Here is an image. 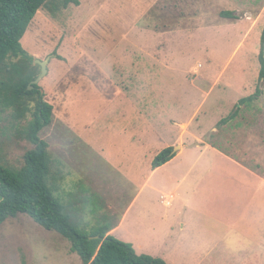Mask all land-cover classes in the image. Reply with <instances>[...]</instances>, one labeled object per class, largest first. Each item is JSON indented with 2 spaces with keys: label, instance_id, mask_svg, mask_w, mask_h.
<instances>
[{
  "label": "rangeland",
  "instance_id": "obj_1",
  "mask_svg": "<svg viewBox=\"0 0 264 264\" xmlns=\"http://www.w3.org/2000/svg\"><path fill=\"white\" fill-rule=\"evenodd\" d=\"M79 1L48 0L22 39L35 63L50 58L38 84L55 120L42 137L49 181L77 229L117 224L144 188L132 233L157 225L166 239L161 225L172 223L178 264H264V184L209 143L264 174V81L260 99L239 103L259 82L264 0ZM3 89L0 163L18 168L33 145ZM168 146L184 148L154 173ZM0 264L83 262L68 239L20 213L0 225Z\"/></svg>",
  "mask_w": 264,
  "mask_h": 264
},
{
  "label": "trees",
  "instance_id": "obj_2",
  "mask_svg": "<svg viewBox=\"0 0 264 264\" xmlns=\"http://www.w3.org/2000/svg\"><path fill=\"white\" fill-rule=\"evenodd\" d=\"M48 0H0V86L2 98L12 109V117L20 125L27 121L21 131L23 137L33 147L24 154L21 167H6L0 163V225L18 214H28L35 222L49 231H56L71 242V250L79 254L83 264H170L161 257L139 254L131 242L108 234L110 225H102L92 233L80 232L72 221L70 208L56 196L57 187L49 181L52 176L50 143L42 137V132L53 125L54 105L46 99L40 84L31 83L42 72L40 64L28 52L22 39L38 11ZM80 4L79 0H63ZM234 17L230 12H223ZM259 82L255 91L240 99V105L251 104L263 94L264 81V34L261 39ZM59 58L61 56L55 53ZM4 106L0 114L8 111ZM240 107L223 117L218 126L228 123L239 114ZM212 146L215 144L209 142ZM174 147L163 148L154 158L152 168H158L177 152ZM70 213H69V212Z\"/></svg>",
  "mask_w": 264,
  "mask_h": 264
},
{
  "label": "crops",
  "instance_id": "obj_3",
  "mask_svg": "<svg viewBox=\"0 0 264 264\" xmlns=\"http://www.w3.org/2000/svg\"><path fill=\"white\" fill-rule=\"evenodd\" d=\"M109 80H110V78L109 79H107V78L105 79L107 84H110V85L115 84V82H112V81H109ZM102 85L105 86L104 84H102ZM104 98L107 101L110 100V99H107L106 97H104ZM153 133H156V132H150L148 134L147 133H144V134L145 135L147 134L146 137H148V135H151ZM207 145H210V144H207ZM183 148H184V146L182 147V149L180 151H183ZM213 148H216V147L213 146ZM180 151H178L176 156L174 158H172L170 161H168L167 163H170V162L174 161L180 155L179 154V153H181ZM219 151H221L220 153H222L226 158H229L230 160L235 162L240 168H242V169L246 170L247 172H249L251 174V179L253 181L261 182V183L264 184V174H262L261 172L255 170V169H253L251 167H248L246 164H244L241 161L231 157L226 152H224L222 150H219ZM52 159H51L50 163H52ZM167 163H165V164H167ZM162 166H160V167H162ZM160 167L153 169L154 173ZM185 178L186 177L183 176L182 180H184ZM146 183L147 182H145V184ZM51 184L54 185L53 183H51ZM143 189L144 188H142L140 194H138V196H136L134 198V200L129 205V207L125 211L124 215L119 220V222L117 224L111 226L112 228L108 232V234L113 235L116 238H119L121 240H124V241H127V242H131L134 245L136 251L139 254H141V253L150 254V255H153V256H156V257H161V258L165 259L170 264H178L180 261L178 262V260L176 259L177 251H172L173 250L172 248H171V250H169V247H168L172 237L177 235V232L175 230L176 226H174L172 223L171 224L164 223V224L161 225V227L165 228L164 236L168 234L166 239L164 237L159 238L160 236H159V233H158V229L156 228L157 225H153V227H151L149 229L150 236H153V237L156 238V240L154 242L155 243L154 245H153V240H152L153 237L151 238L149 235L147 237H145L144 235H142V233H139L138 234V238H137V236H135L132 233L131 222H130L132 220V218H133V215H132L133 211L132 210L135 207L136 202H138V200L140 199L141 194L143 195V192H144ZM259 191H260V188L258 187L257 190H256V193H259ZM166 196H170L172 198V200L175 199V194H166ZM256 198L257 197L255 195L251 196V200L252 201L255 200ZM165 203H166V205L169 204L168 206H170L172 204L171 201L168 203V200ZM144 207H145V201L142 200L140 205H139V207H138L139 211H140L141 208H144ZM143 221H144V216H143ZM138 223H139V225L141 224L140 216L138 218ZM184 226L185 225H183V227ZM153 232L155 233V236L153 235ZM179 242H181V241L179 239H177L176 240L177 245H178ZM150 246H153V247H150ZM154 248H155V250H154ZM197 264H201V262L199 261Z\"/></svg>",
  "mask_w": 264,
  "mask_h": 264
},
{
  "label": "water",
  "instance_id": "obj_4",
  "mask_svg": "<svg viewBox=\"0 0 264 264\" xmlns=\"http://www.w3.org/2000/svg\"><path fill=\"white\" fill-rule=\"evenodd\" d=\"M50 61V58L43 61V60H36V63L40 64L42 67V72L41 74L35 79L30 86V89L33 88V84H38L40 80L48 73V63ZM177 149V148H176ZM176 149H174V153L176 152Z\"/></svg>",
  "mask_w": 264,
  "mask_h": 264
},
{
  "label": "built area",
  "instance_id": "obj_5",
  "mask_svg": "<svg viewBox=\"0 0 264 264\" xmlns=\"http://www.w3.org/2000/svg\"><path fill=\"white\" fill-rule=\"evenodd\" d=\"M169 199L171 198V197H169V196H167ZM170 201L168 200V203H169Z\"/></svg>",
  "mask_w": 264,
  "mask_h": 264
}]
</instances>
